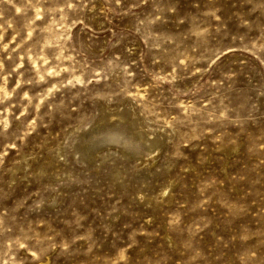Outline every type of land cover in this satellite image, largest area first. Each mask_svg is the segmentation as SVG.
Listing matches in <instances>:
<instances>
[{"label":"rangeland","instance_id":"1","mask_svg":"<svg viewBox=\"0 0 264 264\" xmlns=\"http://www.w3.org/2000/svg\"><path fill=\"white\" fill-rule=\"evenodd\" d=\"M0 264H264V0H0Z\"/></svg>","mask_w":264,"mask_h":264}]
</instances>
